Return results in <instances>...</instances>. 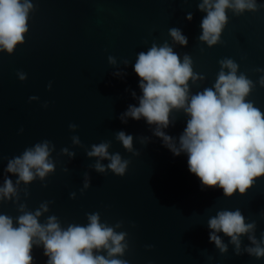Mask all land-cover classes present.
<instances>
[{
	"label": "water",
	"instance_id": "95a60500",
	"mask_svg": "<svg viewBox=\"0 0 264 264\" xmlns=\"http://www.w3.org/2000/svg\"><path fill=\"white\" fill-rule=\"evenodd\" d=\"M25 2L32 7L23 42L11 53L0 46V189L9 179L15 188L10 196L0 192V215L19 227L20 216L39 211L41 225L55 216L67 230L88 226L89 215L98 213L102 225L125 234V247L112 256L107 248L93 254L127 264H264V257L248 252L256 247L252 237L264 247V176L254 178L244 193L225 195L219 185H204L190 171L180 142L191 119L185 108L192 96L215 91L220 72H231L222 61H233L236 75L251 81L244 100L264 115V0H245L254 9L226 8L227 21L213 45L200 39L208 14L207 6L200 8L204 0ZM171 29H178L187 44L175 40ZM165 44L181 63L188 56L193 71L187 103L171 109L167 127L126 115L143 96L134 69L139 53ZM157 130L172 138L179 155ZM120 132L132 136L130 150L117 139ZM45 141L55 165L45 177L26 183L7 170L10 160ZM101 143L109 145L110 155L128 161L123 175L107 167L109 158L88 155ZM97 163L105 170L98 171ZM236 210L245 224H255L239 234V246L209 227L220 211ZM30 254L31 264L50 259L38 236Z\"/></svg>",
	"mask_w": 264,
	"mask_h": 264
},
{
	"label": "clouds",
	"instance_id": "9594fccd",
	"mask_svg": "<svg viewBox=\"0 0 264 264\" xmlns=\"http://www.w3.org/2000/svg\"><path fill=\"white\" fill-rule=\"evenodd\" d=\"M205 6L208 14L202 21L200 39L209 45L219 40L227 21L226 8L234 7L239 11L255 8L254 3H245V0H235L234 5L230 4V0H216L214 4L212 0H204L200 8L203 10ZM31 7L30 3H21V0H0V46L9 53L24 40ZM170 32L175 40L187 44V38L178 29H171ZM109 59L114 62L112 57ZM222 63L231 72H220L215 91L206 89L192 96L190 105L185 108L191 119L180 142L181 149L189 154L190 171L204 185H219L224 194L230 196L237 189L244 193L253 184L254 178L264 176V115L244 100L250 91L251 81L243 75H236L237 65L233 61ZM134 69L142 78L140 87L143 96L139 107L130 106L126 115L137 120L143 116L149 124L167 127L171 109L184 108L187 103V82L193 77L190 58L185 56L181 63L179 56L167 44L163 47L154 45L146 53H139ZM20 78L25 79V76L21 74ZM156 134L169 142L176 155L180 154L181 149L170 143V136L159 130ZM117 139L125 148L131 149V135L120 132ZM108 147L107 143L93 145L88 155L109 158L111 162L107 167L123 175L128 161H122L119 154L110 155ZM48 157L49 144L45 141L34 149L26 150L22 157L10 160L7 170L18 173L19 179L26 183L36 175L43 178L55 167ZM96 168L101 172L105 170L100 163L96 164ZM0 192L5 196L15 193L10 179ZM39 215L38 211L35 215L27 213L20 216L19 227H13V221L7 215H0V264H31L33 238L37 236L43 241L45 254L50 257L48 264H127L126 261L109 260L93 254V249L107 248L109 256H112L123 253L125 247L121 244L125 234H117L113 228L102 225L98 213L89 215L88 226L70 225L67 230H61L55 216L50 217L46 225H41L37 220ZM209 227L231 236L233 243L239 246V234L247 233L255 224H245L240 210L220 211L209 220ZM210 238L222 251H226V246L215 233ZM251 239L256 247L249 248L248 252L264 257V247H260L254 237Z\"/></svg>",
	"mask_w": 264,
	"mask_h": 264
}]
</instances>
